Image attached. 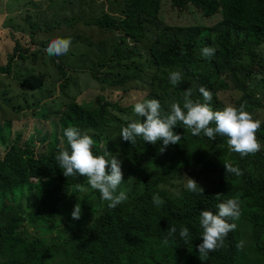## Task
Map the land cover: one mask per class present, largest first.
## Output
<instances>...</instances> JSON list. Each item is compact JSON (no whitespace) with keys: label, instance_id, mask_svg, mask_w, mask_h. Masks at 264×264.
<instances>
[{"label":"trees","instance_id":"16d2710c","mask_svg":"<svg viewBox=\"0 0 264 264\" xmlns=\"http://www.w3.org/2000/svg\"><path fill=\"white\" fill-rule=\"evenodd\" d=\"M161 2L123 0L122 17L114 18L103 11L91 24L121 35L114 53L98 67L100 71L108 69L110 80L105 78L102 82L111 86L112 92L123 95L120 102L99 97V112L71 101L64 117L66 123L82 132L93 131L103 136L109 145L116 143L113 138L121 141L143 191L130 195L112 209L107 201L102 202L99 191L93 189L92 196H88L92 201L83 205L81 218L72 219L57 238L48 239L58 221L60 207L79 192L75 185L86 184L87 177L63 175L56 156L63 149L70 151L67 142L36 152L26 142L21 143L25 137L23 131L16 134L12 131L16 141L4 152L0 151V264H237L241 224L247 225L255 250L264 254V149L242 157L230 150L227 137L217 134L212 140L203 133L193 136L191 130L178 122L173 131L181 135V141L160 153L162 141L151 144L137 137L132 145L120 137L123 126H118L126 121L121 116L134 113V104L124 105L130 93L138 92L130 86L141 79L152 85L156 70L162 76L159 86L156 90L150 88L138 102L157 99L162 114L170 111L173 102H179L183 109V93L188 88L192 89L191 99L203 102L200 87L212 92L213 110L223 109L219 93L234 90L240 94L234 106L239 108L244 104L252 116L264 114V0H169L173 10L182 12L190 8L203 19H214L209 26L164 23L160 16ZM117 3L120 1L111 5L117 7ZM32 29L35 35L44 31L36 25ZM128 40L132 48H128ZM143 42L144 53L140 51ZM206 46L214 47L215 55L204 57L201 50ZM33 56L37 58L38 54L23 49L17 42L7 65H0V76L13 77L17 61ZM51 59L59 65L66 82L77 75V71L68 72L63 68L64 63ZM141 60H146L144 68L138 64ZM127 61L133 62L135 70L125 71ZM174 71L182 74L178 86L169 80V74ZM20 110L21 107L17 109ZM112 112L118 113L119 118H114ZM50 117L46 116V120ZM0 135H3L1 129ZM256 136L264 142V120ZM93 153L103 154L96 144ZM225 163L238 167L242 174L226 173ZM189 169L204 171L198 184L204 189L203 195L183 188L172 196L161 188ZM154 194L162 199V205L153 204ZM229 198L241 201L239 219L229 221L236 227L224 239L222 247L200 257L196 247L202 242L200 211L211 210L215 214L217 205ZM26 225L37 234L29 233ZM172 226L177 231L168 238L167 230ZM181 226L189 229L187 242L179 235ZM165 238L167 244L163 243ZM260 264H264V258Z\"/></svg>","mask_w":264,"mask_h":264},{"label":"rangeland","instance_id":"374dc122","mask_svg":"<svg viewBox=\"0 0 264 264\" xmlns=\"http://www.w3.org/2000/svg\"><path fill=\"white\" fill-rule=\"evenodd\" d=\"M115 1L117 0H105L106 3H96L93 0H0V65H7L9 56L13 54L17 42L23 49H30L38 54L37 58L34 56L25 57V60L17 61L13 77L0 76V129L3 130V135H0V151L4 152L16 141L12 137V131L15 134L23 131L25 137L21 143L26 142L36 152H39L40 149L54 148L56 145L63 146L67 142L64 130L71 126L65 122L64 118L68 114L67 104L76 101L89 111L99 112L97 103L99 97L105 98L109 102L119 101L123 93L112 92L113 88L106 82H102L105 78H107L105 80H110V77L107 76L108 69L100 71L98 66L99 64L103 65L105 60L114 53L117 40L121 35L91 25L101 17L103 11L108 12L114 18L122 17L124 14L123 0H118L120 4L117 3V7H113L111 3ZM161 5V19L169 25L209 26L215 21L214 19H203L197 11L190 8L182 12L173 10L170 8L169 0H162ZM89 21L91 22L87 24ZM34 25L43 28L44 31L35 35L32 29ZM57 37L71 38L70 50L66 55L60 57L48 56L44 50L51 40ZM33 41H36V44ZM128 44V48H132L130 40H128ZM143 50L144 42L140 47V51L144 53ZM52 57L58 64L64 63L63 68L66 71L78 72L72 77L71 82L65 81L64 75L58 69L59 65L57 67L54 64ZM126 63L128 67L125 71L135 70L132 61ZM145 63L146 60L138 62L142 68ZM98 71L102 72L101 76ZM149 73L150 70H148ZM161 77L160 72L156 70L152 85H149L145 79H141L135 85L130 86L137 88L138 92L130 93L125 99L130 104L124 103V105L128 107L137 103L145 97L144 94L150 88L156 90ZM239 96L240 94L236 91L227 90L219 93L218 100L224 108L229 104L233 105ZM20 107L22 110L17 111ZM48 115L51 117L46 120ZM112 116L119 118L118 113L115 112H112ZM253 116L254 119L264 120L262 112L255 113ZM121 117L128 119L124 124L118 126H126L133 119L140 121L134 113ZM88 134L92 136L94 144L109 147L107 150L117 155L123 162L121 167L124 182L119 186L118 191H125L127 198L132 194L141 193L143 185L134 173L136 168L122 142L113 138L116 143L109 145L106 138L98 136L96 132L91 131ZM260 143L261 148L264 149V142ZM185 175L199 184L204 171L189 169L183 172L179 178L161 186V188L170 195L176 196L185 188ZM83 186L88 190L77 192L60 207L58 221L47 236L48 239L57 238L59 232L65 229L66 224L71 223V213L77 203L81 206V216L85 202L91 203L92 199L88 196L91 195L93 189L88 185V182ZM102 202L105 201L102 200ZM89 219H92V216ZM25 227L29 233L37 234L29 225ZM240 228L238 244L243 241V247L238 249L237 264L262 263L264 254L255 250L248 235L247 225L241 224Z\"/></svg>","mask_w":264,"mask_h":264},{"label":"clouds","instance_id":"9594fccd","mask_svg":"<svg viewBox=\"0 0 264 264\" xmlns=\"http://www.w3.org/2000/svg\"><path fill=\"white\" fill-rule=\"evenodd\" d=\"M71 44V38L57 37L51 40L44 51L48 56L60 57L68 53ZM201 52L204 57L210 58L215 55L216 49L206 46ZM169 80L173 86H178L182 81L181 72H171ZM199 92L202 94L203 102L191 99L192 89L188 88L183 93V109L179 102H173L170 104V111L164 114L161 112V103L157 99H146L135 103L134 114L142 117L143 120H131L122 127L120 137L124 141L131 142L132 145L135 144L137 137H142L144 142L151 144L162 141L163 146L158 151L163 153L169 145H177L181 141V135L176 134L173 129L178 122H182L186 129L191 130L193 136H200L203 133L205 137L212 140L217 134L227 137L230 150L239 153L242 157L261 150V143L256 136L261 127V121L254 119L252 114L245 110L244 104H241L239 108L229 104L222 110H213L212 92L204 87H200ZM212 123L215 124L214 127L210 126ZM64 136L70 146V151L63 149L56 156L59 167L63 169V175L66 178L77 175L87 177L88 185L91 189L99 191L101 199L108 202L109 208L115 209L124 202L127 199L126 192L118 191L119 186L124 182L121 167L123 162L118 156L109 152L104 145H100L103 154L95 155L93 153L95 141L92 136L77 127L66 128ZM224 168L226 173L242 174L238 167L230 163H225ZM184 177L186 178V190L203 195L204 189L194 179L187 175ZM75 188L81 192L88 190L81 184H76ZM153 204L157 206L163 204L158 194L153 195ZM217 208L218 212L215 214L211 210L200 211L202 242L196 246L200 257H206L223 246L224 239L236 227L229 221L237 220L241 215V201L238 198H229L219 203ZM71 217L73 220L81 218L79 203L75 205ZM167 231L168 238H171L177 229L172 226ZM179 235L187 242L189 229L181 226ZM168 238L163 240L164 244L168 243ZM237 247L242 248L243 241Z\"/></svg>","mask_w":264,"mask_h":264}]
</instances>
